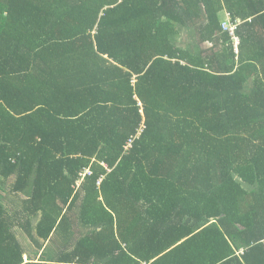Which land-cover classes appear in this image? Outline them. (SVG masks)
I'll list each match as a JSON object with an SVG mask.
<instances>
[{
    "label": "trees",
    "instance_id": "obj_1",
    "mask_svg": "<svg viewBox=\"0 0 264 264\" xmlns=\"http://www.w3.org/2000/svg\"><path fill=\"white\" fill-rule=\"evenodd\" d=\"M0 264H264V0H0Z\"/></svg>",
    "mask_w": 264,
    "mask_h": 264
},
{
    "label": "built area",
    "instance_id": "obj_2",
    "mask_svg": "<svg viewBox=\"0 0 264 264\" xmlns=\"http://www.w3.org/2000/svg\"><path fill=\"white\" fill-rule=\"evenodd\" d=\"M223 29H224V31L229 32L232 37H234L237 26H231L226 22L223 25ZM234 41H235V52L238 53L239 40L236 37H234ZM91 176H93V172L91 170H85L84 172H82L81 173L82 179L80 180V184L86 182L85 181L86 178L91 177ZM101 183H102V181L99 183V186H101Z\"/></svg>",
    "mask_w": 264,
    "mask_h": 264
},
{
    "label": "rangeland",
    "instance_id": "obj_3",
    "mask_svg": "<svg viewBox=\"0 0 264 264\" xmlns=\"http://www.w3.org/2000/svg\"><path fill=\"white\" fill-rule=\"evenodd\" d=\"M55 236H56V235H55ZM53 238H54V237H53ZM58 239H59L58 237H55L56 243H57V242L59 243V241H57ZM55 240H54V241H52V243H53V242H55ZM24 242H25V244H26V247H27V248H29V247H30V244H29V241H28V239H27V240L25 239V241H24ZM52 243H51V244H49V246L51 245L52 247H54V245H53ZM25 261H27V262H28V258H27V257L25 258Z\"/></svg>",
    "mask_w": 264,
    "mask_h": 264
},
{
    "label": "clouds",
    "instance_id": "obj_4",
    "mask_svg": "<svg viewBox=\"0 0 264 264\" xmlns=\"http://www.w3.org/2000/svg\"><path fill=\"white\" fill-rule=\"evenodd\" d=\"M84 183H86V182H84Z\"/></svg>",
    "mask_w": 264,
    "mask_h": 264
},
{
    "label": "crops",
    "instance_id": "obj_5",
    "mask_svg": "<svg viewBox=\"0 0 264 264\" xmlns=\"http://www.w3.org/2000/svg\"><path fill=\"white\" fill-rule=\"evenodd\" d=\"M226 21V20H225Z\"/></svg>",
    "mask_w": 264,
    "mask_h": 264
}]
</instances>
